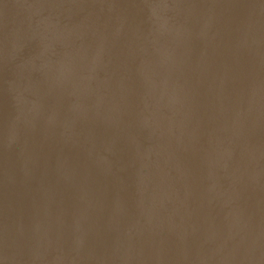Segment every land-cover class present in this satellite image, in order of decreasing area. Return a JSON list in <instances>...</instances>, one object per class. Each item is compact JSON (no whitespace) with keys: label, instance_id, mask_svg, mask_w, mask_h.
<instances>
[{"label":"water","instance_id":"water-1","mask_svg":"<svg viewBox=\"0 0 264 264\" xmlns=\"http://www.w3.org/2000/svg\"><path fill=\"white\" fill-rule=\"evenodd\" d=\"M0 264H264V0H0Z\"/></svg>","mask_w":264,"mask_h":264}]
</instances>
